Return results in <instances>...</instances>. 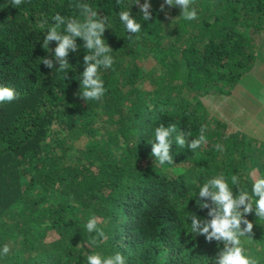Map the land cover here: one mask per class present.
Wrapping results in <instances>:
<instances>
[{
	"label": "trees",
	"instance_id": "trees-1",
	"mask_svg": "<svg viewBox=\"0 0 264 264\" xmlns=\"http://www.w3.org/2000/svg\"><path fill=\"white\" fill-rule=\"evenodd\" d=\"M79 2L107 18L103 39L115 62L99 70L100 101L78 95L89 54L82 40L65 72L40 64L53 58L43 46L52 17L79 18L77 0H24L15 8L0 0V85L19 93L0 103V248H11L0 264H86L85 252L116 251L127 264H208L222 245L191 232L190 213L208 218L197 207L198 186L223 173L250 190L249 171L264 174V141L224 121L208 125L201 97L229 95L226 86L235 89L263 63L264 0H195L194 21L179 17V7L161 12L163 0H148V21L135 0ZM124 10L142 26L138 40L118 18ZM160 124H175L173 136L189 139L208 125V143L195 151L173 143V165L160 166L149 143ZM93 215L108 236L98 246L84 227ZM246 218L254 242L245 247L264 264V221Z\"/></svg>",
	"mask_w": 264,
	"mask_h": 264
},
{
	"label": "clouds",
	"instance_id": "clouds-1",
	"mask_svg": "<svg viewBox=\"0 0 264 264\" xmlns=\"http://www.w3.org/2000/svg\"><path fill=\"white\" fill-rule=\"evenodd\" d=\"M24 0H12L13 8L19 7ZM121 0H117L120 4ZM195 0H163L160 11H164L165 5L169 7H179L180 15L186 21L198 19L197 10L192 5ZM135 5L139 6V11L143 19H152L151 5L148 0H144L141 5L140 0H135ZM75 7L79 10V18H69L61 16L59 13L52 17V23L48 21L40 22V27L44 28L48 24L43 35V46L49 49L54 58L44 57L40 59L48 69H53L54 62L58 64V70L65 72L70 68L68 56L70 52H76L78 46L76 40L84 42L83 47L89 52L83 56L84 70L80 73L79 97L86 101H100L105 95L104 82L100 78L99 70L111 69L114 64L112 49L103 39L107 18L98 16L87 3L77 0ZM118 18L128 33V39L138 40L135 35L141 31V24L132 16L130 10L119 11ZM55 42L54 49L49 48V44ZM67 76L65 77V79ZM19 98V93L14 87L0 85V103L12 102ZM208 125H202L199 136L189 139L191 133L177 132L175 124L167 127L160 124L153 130L154 139L150 141L151 156L160 165H173V157L170 154L173 143L180 148H187L195 151L202 145L207 144L206 130ZM217 151L223 152L221 144H215ZM251 180L250 190L241 184L238 175L226 177L223 173L212 176L202 185H199L197 194L198 209H207V219H202L195 213H190L188 219L191 221V232L205 238L206 242L216 241L222 245L216 256L208 260V264H261V259L253 256L245 247V244L253 243V223L246 217L254 214L257 219L264 221V174H260L259 169H252L248 173ZM230 184L234 187H230ZM208 201V202H202ZM99 218L95 215L88 218L84 227L87 232L95 233L91 236L90 244L98 246L108 239L102 227L98 226ZM83 247V245H79ZM11 251L9 244H4L0 248V258L6 257ZM86 264H127L123 253L116 251L109 255H102L99 252H85Z\"/></svg>",
	"mask_w": 264,
	"mask_h": 264
},
{
	"label": "rangeland",
	"instance_id": "rangeland-1",
	"mask_svg": "<svg viewBox=\"0 0 264 264\" xmlns=\"http://www.w3.org/2000/svg\"><path fill=\"white\" fill-rule=\"evenodd\" d=\"M262 62L252 65L239 79L238 87L233 89L226 86L230 90L229 95L201 97L207 108L208 125L213 120L224 121L236 130L264 141V59ZM258 129H261L262 134Z\"/></svg>",
	"mask_w": 264,
	"mask_h": 264
},
{
	"label": "crops",
	"instance_id": "crops-1",
	"mask_svg": "<svg viewBox=\"0 0 264 264\" xmlns=\"http://www.w3.org/2000/svg\"><path fill=\"white\" fill-rule=\"evenodd\" d=\"M260 130H261V129H258L257 131L260 132ZM257 131H256V132H257ZM260 134H262V132H260Z\"/></svg>",
	"mask_w": 264,
	"mask_h": 264
}]
</instances>
